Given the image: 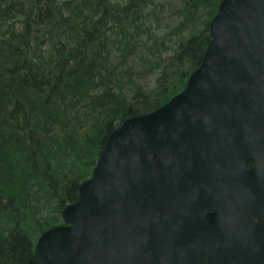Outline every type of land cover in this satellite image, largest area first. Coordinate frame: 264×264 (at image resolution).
Masks as SVG:
<instances>
[{"label":"water","instance_id":"95a60500","mask_svg":"<svg viewBox=\"0 0 264 264\" xmlns=\"http://www.w3.org/2000/svg\"><path fill=\"white\" fill-rule=\"evenodd\" d=\"M209 29L186 87L109 135L31 264H264V0H222Z\"/></svg>","mask_w":264,"mask_h":264},{"label":"trees","instance_id":"16d2710c","mask_svg":"<svg viewBox=\"0 0 264 264\" xmlns=\"http://www.w3.org/2000/svg\"><path fill=\"white\" fill-rule=\"evenodd\" d=\"M221 1L0 0V264H31L45 204L76 202L109 135L186 87Z\"/></svg>","mask_w":264,"mask_h":264},{"label":"rangeland","instance_id":"374dc122","mask_svg":"<svg viewBox=\"0 0 264 264\" xmlns=\"http://www.w3.org/2000/svg\"><path fill=\"white\" fill-rule=\"evenodd\" d=\"M169 11L171 12V10H169ZM165 16L167 18H169L170 14L165 15ZM168 20H171V19H168ZM155 80H156L155 76H150V77H148L146 79V81H145L146 84L145 85L152 87L155 84ZM41 212L43 213V215L42 216L40 215V217H44V216L48 215V217H52L53 218L54 216H58L59 217V214H60V213H56L57 212V205H56V202H53V201L52 202L48 201L45 204V208H43ZM57 221H59V220H57ZM59 223L60 222H57V224H59Z\"/></svg>","mask_w":264,"mask_h":264}]
</instances>
